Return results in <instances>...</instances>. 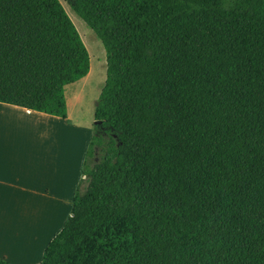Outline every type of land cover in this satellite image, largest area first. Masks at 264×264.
I'll return each instance as SVG.
<instances>
[{"label": "trees", "instance_id": "obj_1", "mask_svg": "<svg viewBox=\"0 0 264 264\" xmlns=\"http://www.w3.org/2000/svg\"><path fill=\"white\" fill-rule=\"evenodd\" d=\"M68 4L106 80L40 264H264V0ZM88 73L59 0H0V103L65 119Z\"/></svg>", "mask_w": 264, "mask_h": 264}, {"label": "crops", "instance_id": "obj_2", "mask_svg": "<svg viewBox=\"0 0 264 264\" xmlns=\"http://www.w3.org/2000/svg\"><path fill=\"white\" fill-rule=\"evenodd\" d=\"M69 119L68 108L63 119L0 103V259L10 264H40L85 189L94 128Z\"/></svg>", "mask_w": 264, "mask_h": 264}, {"label": "rangeland", "instance_id": "obj_3", "mask_svg": "<svg viewBox=\"0 0 264 264\" xmlns=\"http://www.w3.org/2000/svg\"><path fill=\"white\" fill-rule=\"evenodd\" d=\"M59 1L76 27L89 55L88 75L64 89L70 114L68 123H81L86 129H90L93 127L92 123H96L94 110L106 80V52L95 33L70 9L68 0ZM71 136L70 133L69 137ZM64 222L66 221L62 224Z\"/></svg>", "mask_w": 264, "mask_h": 264}]
</instances>
